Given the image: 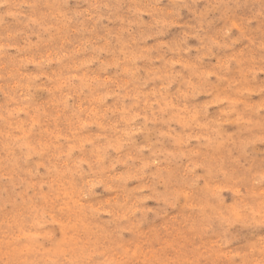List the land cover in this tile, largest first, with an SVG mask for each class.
<instances>
[{
    "label": "rangeland",
    "instance_id": "1",
    "mask_svg": "<svg viewBox=\"0 0 264 264\" xmlns=\"http://www.w3.org/2000/svg\"><path fill=\"white\" fill-rule=\"evenodd\" d=\"M0 264H264V0H0Z\"/></svg>",
    "mask_w": 264,
    "mask_h": 264
}]
</instances>
